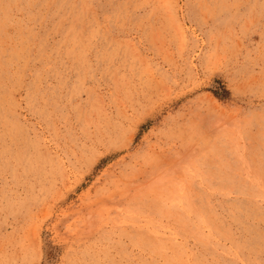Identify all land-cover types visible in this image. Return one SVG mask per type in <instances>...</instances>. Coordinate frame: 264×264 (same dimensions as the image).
Here are the masks:
<instances>
[{"label": "rangeland", "instance_id": "rangeland-1", "mask_svg": "<svg viewBox=\"0 0 264 264\" xmlns=\"http://www.w3.org/2000/svg\"><path fill=\"white\" fill-rule=\"evenodd\" d=\"M0 264H264V0H0Z\"/></svg>", "mask_w": 264, "mask_h": 264}, {"label": "bare ground", "instance_id": "bare-ground-1", "mask_svg": "<svg viewBox=\"0 0 264 264\" xmlns=\"http://www.w3.org/2000/svg\"><path fill=\"white\" fill-rule=\"evenodd\" d=\"M43 210V209H42Z\"/></svg>", "mask_w": 264, "mask_h": 264}]
</instances>
